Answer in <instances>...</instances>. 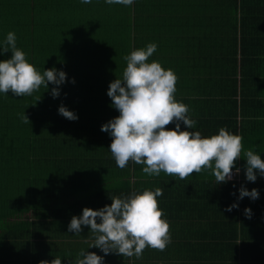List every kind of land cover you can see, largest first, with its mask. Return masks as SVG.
Here are the masks:
<instances>
[{"label": "trees", "instance_id": "1", "mask_svg": "<svg viewBox=\"0 0 264 264\" xmlns=\"http://www.w3.org/2000/svg\"><path fill=\"white\" fill-rule=\"evenodd\" d=\"M167 3L0 0V46L15 32L29 63L41 72L55 67L67 74L57 98L51 83L26 97L0 93V165L8 168L0 172V264H40L57 256L74 264L81 249L103 256L104 264H264V177L257 170V180L247 181L246 158L237 161V178L219 185L210 170L185 180L164 172L149 176L145 165L134 162L119 168L110 152L112 137L101 131L120 114L109 87L101 88L103 75L117 66L115 76L122 78L124 57L154 42L149 62L174 70L176 99L197 121L194 129L181 123V130L211 136L224 127L243 136L245 152L264 159V0L198 4L199 18ZM0 53V61L12 56L2 48ZM61 105L78 119L59 114ZM23 113L29 123L22 122ZM157 187L171 226L172 242L164 251L146 248L140 259L105 255L89 248V226L79 235L68 231L85 207L99 210L112 197ZM241 187L257 189L259 198L239 199ZM234 203L238 208L226 211Z\"/></svg>", "mask_w": 264, "mask_h": 264}, {"label": "clouds", "instance_id": "2", "mask_svg": "<svg viewBox=\"0 0 264 264\" xmlns=\"http://www.w3.org/2000/svg\"><path fill=\"white\" fill-rule=\"evenodd\" d=\"M81 2L90 4L92 0ZM105 2L131 6L134 0ZM16 41L15 32H8L0 46L3 53H12L10 59L0 61V93L11 92L17 97H26L42 86L48 89L51 83L57 86L51 90L53 98L59 97V86L67 81L66 72L55 67L39 71L29 63L27 54L17 47ZM157 47L156 43H149L146 48L125 56L127 66L122 78L110 83L107 95L120 114L104 124L101 131L112 137L110 152L116 165L124 169L129 162H134L145 165L143 172L149 176L164 172L180 180L210 170L219 185L233 179V169L235 174L240 173L241 169L236 165L244 157L247 181L257 180V170L264 177V159L252 150L244 151L242 135L224 127L211 136H202L200 131L181 130V123L187 129H194L197 121L190 117L189 106L176 99L179 77L174 70L165 69L156 60L149 62ZM72 83H75L74 79ZM58 111L69 120L78 119L64 105ZM20 116L22 122H30L25 113ZM170 124H175V128L169 129ZM162 195L163 190L157 187L154 191L146 189L142 193L112 197L111 205L99 210L85 207L81 216L72 217L68 231L79 235L85 226H89L94 236V243L89 248H99L105 255L116 252L140 259L146 248L164 251L171 244L172 236L170 223L159 207L158 198ZM244 197L254 201L259 198V191L241 187L239 199ZM238 206L234 203L226 211ZM245 215L250 219L252 210L246 208ZM40 264H62V259L57 256L51 261L42 260ZM74 264H104V257L81 249Z\"/></svg>", "mask_w": 264, "mask_h": 264}, {"label": "crops", "instance_id": "3", "mask_svg": "<svg viewBox=\"0 0 264 264\" xmlns=\"http://www.w3.org/2000/svg\"><path fill=\"white\" fill-rule=\"evenodd\" d=\"M157 1V0H156ZM165 1L167 4H176V6H178V4L180 6H182L185 11L184 13H188L190 14L192 17H197L199 18L201 15H199L198 9H196L198 6V4H202V5H206V3L210 2V1H215V0H163ZM185 3H187V5L185 6ZM205 7V6H204ZM193 17V18H194Z\"/></svg>", "mask_w": 264, "mask_h": 264}, {"label": "rangeland", "instance_id": "4", "mask_svg": "<svg viewBox=\"0 0 264 264\" xmlns=\"http://www.w3.org/2000/svg\"><path fill=\"white\" fill-rule=\"evenodd\" d=\"M84 15H85V13H84ZM79 16L82 17L81 14H80ZM83 33L85 34V30H83ZM117 52H118V50H117ZM111 55H114V53H111ZM117 57H118V56H117ZM111 60H120V58H114V59H111ZM115 67H117V66H115ZM115 67L113 66L112 69H110V70L107 72L106 75H103V76H105V80H106L107 83H103V86H102L101 88H108V87L110 86V83L113 82V80H114L115 78H117V76H115V75L120 74V73H117V69H116ZM115 73H116V74H115ZM23 163H24V162H21L20 164H23ZM16 168H17V167H16ZM15 171H16V169L14 170L13 173H15ZM0 172H1L2 174H7V172H8V168L5 167L4 165H0ZM13 179H14V181H18V180H19V172H17L15 175L13 174Z\"/></svg>", "mask_w": 264, "mask_h": 264}, {"label": "built area", "instance_id": "5", "mask_svg": "<svg viewBox=\"0 0 264 264\" xmlns=\"http://www.w3.org/2000/svg\"><path fill=\"white\" fill-rule=\"evenodd\" d=\"M233 173H234V176H233V179L232 180H234L235 178H237V174H235L234 171H233Z\"/></svg>", "mask_w": 264, "mask_h": 264}]
</instances>
